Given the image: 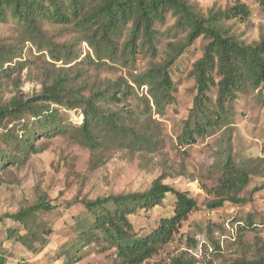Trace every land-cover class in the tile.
<instances>
[{
	"label": "rangeland",
	"instance_id": "obj_1",
	"mask_svg": "<svg viewBox=\"0 0 264 264\" xmlns=\"http://www.w3.org/2000/svg\"><path fill=\"white\" fill-rule=\"evenodd\" d=\"M187 1L204 16L242 2L250 10L248 19H222L221 23L229 34L245 44L255 43L264 35V6L259 5L258 0ZM174 23L172 14L157 23L160 39L155 57L140 52L129 64L114 60L97 66L86 59L78 64L85 70L87 88H92L93 84L104 88L108 82L121 79L129 82L134 94L119 103L104 104L103 110L123 115L126 125L146 136L142 147L124 137L102 139V144L90 150L81 143L80 110L60 109L65 131L53 136L38 134L35 140L38 151L16 160L14 149H7L2 141L8 132L0 127V150L11 157L9 163L0 168V215L16 212L40 198L53 206L50 211L39 212L31 225L32 229H51L46 244L37 252L28 250L13 237L7 238L11 229L25 231L16 222L0 219V254L7 257L5 264H116L114 250H103L96 243L80 247L74 253L75 259L68 261L65 257L74 238L76 217L83 210L79 201L141 192L156 180L187 191L195 199L196 208L172 241L143 264H170L171 258L180 252L193 254L200 262L214 264H223L241 255L253 256L259 248L264 252V91L247 88L230 103L218 126L188 145L182 140L181 132L196 93L191 69L207 38L196 39L172 67L176 81L174 101L162 111L151 104L145 88H138L133 81L151 64L164 59L167 42L183 40V33L176 31ZM40 29L41 38L33 42L30 34L14 19L0 21V44L9 49L17 48L16 57L10 59L12 64L20 60V65L14 66L8 75L0 76V102L18 92L23 98L35 95L48 75L62 68L59 63L47 64V52L38 51V44L45 48L48 41L62 43L80 39L77 30L58 23L44 21ZM81 48L89 52L83 42ZM209 95L210 106L215 109V90ZM7 126L12 132L20 130L17 120ZM226 152L248 168L250 179L237 194L243 201H226L221 207L210 209L206 204L213 198L219 164ZM258 187L260 189H255ZM172 210L173 198L168 196L158 206L139 209L129 220L134 230L143 234L154 229Z\"/></svg>",
	"mask_w": 264,
	"mask_h": 264
},
{
	"label": "trees",
	"instance_id": "obj_2",
	"mask_svg": "<svg viewBox=\"0 0 264 264\" xmlns=\"http://www.w3.org/2000/svg\"><path fill=\"white\" fill-rule=\"evenodd\" d=\"M258 3L264 6V0H258ZM167 14L175 17V29L183 33V40L167 42L164 59L151 64L133 81L138 88H145L151 104L162 111L165 105L174 101L176 81L172 67L196 39L207 38L191 69L196 93L181 132L182 140L189 145L195 143L196 137L207 135L220 124L228 106L240 93L247 88L264 91V35L255 43L245 44L229 34L221 23L222 19L246 21L250 15L246 4L237 1L222 11L204 16L187 0H0V21L14 19L30 34L33 42L37 37L41 38L40 25L44 21L69 26L80 33L79 40L48 41L45 48L38 44V51L45 49L47 52V64L59 63L62 68L53 70L35 95L23 98L18 92L0 102V127L8 132L2 141L7 149H14V158L23 159L27 154L37 152L35 140L38 134L53 136L64 132L66 124L61 110L67 109L80 110L81 143L90 150L102 144V139L124 137L142 147L147 141L146 136L126 125L123 115L103 110L104 104L119 103L127 95L134 94L129 82L121 79L108 82L104 88L100 84L87 88L85 70L78 64L85 59L97 66L114 60L129 64L140 52L155 57L160 39L156 25L164 21ZM82 42L89 52L82 50ZM16 54L17 48L9 49L0 44V76L8 75L14 66L20 65V60L15 64L10 62ZM212 89L215 90V109L210 106ZM13 120H17L21 133L8 128L7 124ZM10 158L0 150V168L9 163ZM249 174L248 168L236 162L231 154L223 153L218 185L213 188V198L207 202V207L213 209L226 201H243L237 194L248 184ZM168 196L173 198L171 214L162 217L147 233L135 231L129 216L139 209L158 206ZM79 203L83 210L76 217L74 238L65 257L68 261L75 259L74 253L80 247L96 243L103 250H114L116 264H143L172 241L196 208L195 199L187 191L159 180L141 192L109 194ZM52 208L40 198L16 212L0 215V219L16 222L25 231L11 229L7 238L13 237L32 252L39 251L46 244L51 229H32L31 225L39 212ZM6 261L7 257L0 254V264ZM170 264L214 263L200 262L193 254L180 252L171 258ZM223 264H264V252L259 248L253 256L241 255Z\"/></svg>",
	"mask_w": 264,
	"mask_h": 264
}]
</instances>
